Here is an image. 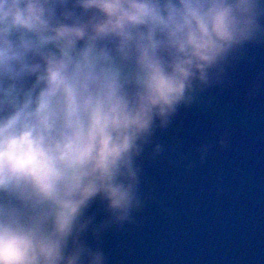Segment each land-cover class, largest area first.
Here are the masks:
<instances>
[{"label": "clouds", "instance_id": "clouds-1", "mask_svg": "<svg viewBox=\"0 0 264 264\" xmlns=\"http://www.w3.org/2000/svg\"><path fill=\"white\" fill-rule=\"evenodd\" d=\"M262 20L264 0H0V264H107L157 132L264 44Z\"/></svg>", "mask_w": 264, "mask_h": 264}, {"label": "water", "instance_id": "water-1", "mask_svg": "<svg viewBox=\"0 0 264 264\" xmlns=\"http://www.w3.org/2000/svg\"><path fill=\"white\" fill-rule=\"evenodd\" d=\"M155 142L166 151L144 160L150 198L137 223L103 234L107 264H264V44L248 45L225 84L182 108ZM203 144L212 148L201 163ZM92 214L106 218L99 199ZM84 238L96 246L90 231Z\"/></svg>", "mask_w": 264, "mask_h": 264}]
</instances>
